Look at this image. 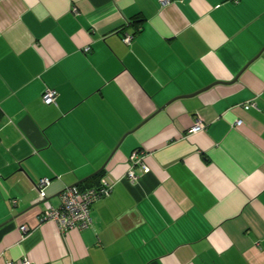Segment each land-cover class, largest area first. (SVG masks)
Listing matches in <instances>:
<instances>
[{"label": "crops", "instance_id": "1", "mask_svg": "<svg viewBox=\"0 0 264 264\" xmlns=\"http://www.w3.org/2000/svg\"><path fill=\"white\" fill-rule=\"evenodd\" d=\"M104 175L87 227L41 220ZM25 257L264 264V0H0V264Z\"/></svg>", "mask_w": 264, "mask_h": 264}, {"label": "built area", "instance_id": "2", "mask_svg": "<svg viewBox=\"0 0 264 264\" xmlns=\"http://www.w3.org/2000/svg\"><path fill=\"white\" fill-rule=\"evenodd\" d=\"M122 38L125 42H130L132 35L125 33ZM56 92L57 91L54 88H46L42 93L43 100L46 103L54 101ZM250 104H253V102L246 104V106H249ZM240 122V119L236 120V124H240ZM203 126L202 121L200 119H196L194 124L190 127V130L196 131ZM130 158L133 163L140 164L144 171L149 169L148 165L142 160V156L139 155L137 151H133ZM128 177L131 180L136 178V174L132 169L128 171ZM49 182V177H42L39 179L37 187L41 196L46 195L45 187L49 184ZM114 183L115 179L104 175L95 186L83 189H79L76 186L65 187L58 194L59 204L56 206L51 205L45 209L41 215V220H53L62 230L87 227L92 221L89 211L90 204L101 196L108 194ZM20 229L24 233L28 231V227L24 224L20 226ZM7 264H32V262L28 257H25L19 261H8Z\"/></svg>", "mask_w": 264, "mask_h": 264}]
</instances>
